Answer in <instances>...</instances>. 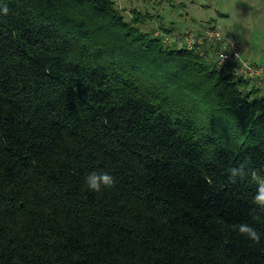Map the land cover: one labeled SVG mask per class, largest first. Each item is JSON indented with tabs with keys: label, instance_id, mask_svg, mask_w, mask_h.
I'll use <instances>...</instances> for the list:
<instances>
[{
	"label": "trees",
	"instance_id": "16d2710c",
	"mask_svg": "<svg viewBox=\"0 0 264 264\" xmlns=\"http://www.w3.org/2000/svg\"><path fill=\"white\" fill-rule=\"evenodd\" d=\"M132 14L0 0V264H264L260 87Z\"/></svg>",
	"mask_w": 264,
	"mask_h": 264
},
{
	"label": "rangeland",
	"instance_id": "374dc122",
	"mask_svg": "<svg viewBox=\"0 0 264 264\" xmlns=\"http://www.w3.org/2000/svg\"><path fill=\"white\" fill-rule=\"evenodd\" d=\"M127 21L138 12L144 26H157L187 35L209 25L225 40L237 47L238 55L249 63L260 77H251V85L260 87L264 97V0H112ZM210 28H206L208 30ZM170 33V34H172ZM183 36V40L188 36ZM228 49V48H226ZM232 58L236 63L238 58ZM251 85L249 87H251Z\"/></svg>",
	"mask_w": 264,
	"mask_h": 264
},
{
	"label": "built area",
	"instance_id": "2783aa9c",
	"mask_svg": "<svg viewBox=\"0 0 264 264\" xmlns=\"http://www.w3.org/2000/svg\"><path fill=\"white\" fill-rule=\"evenodd\" d=\"M186 36V35H185ZM188 38H185L181 41L175 42L176 45L180 48L185 47L186 49H192L193 47L199 48L204 42H215L220 41L224 42L225 40L220 36L219 32L215 29L211 30H205L202 34L197 33H191L187 35ZM165 40L167 42H174L171 37L168 38L166 36ZM226 45L222 46V49L217 53V64L221 66L223 69H225L226 63L230 64V67H232V71L235 75H239L245 79H251V77L256 78L260 77L263 71L260 70V72L255 73V70L253 68H257L256 66H251L249 63L243 61L238 55L237 47L232 42H226ZM228 48V49H226ZM237 49V50H236ZM235 57L238 58V61L236 63L230 61L232 58L235 59ZM230 59V60H228Z\"/></svg>",
	"mask_w": 264,
	"mask_h": 264
}]
</instances>
